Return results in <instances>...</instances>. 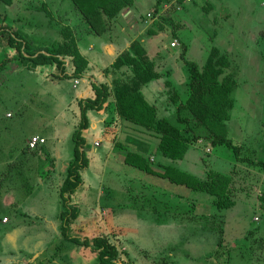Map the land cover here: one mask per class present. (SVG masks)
I'll return each mask as SVG.
<instances>
[{
  "label": "rangeland",
  "instance_id": "1",
  "mask_svg": "<svg viewBox=\"0 0 264 264\" xmlns=\"http://www.w3.org/2000/svg\"><path fill=\"white\" fill-rule=\"evenodd\" d=\"M156 3L114 0L88 19L75 0H0V25L37 47L57 41L66 51L76 49L85 68L79 79L61 78L55 65L33 69L13 61L0 73V264H98L91 241L99 234L115 242L116 264H264V167L239 161L225 145L204 138L192 143L178 161L182 169L202 178L229 174L224 190L236 205L217 208L214 195L169 181L157 152L159 121L179 125L176 104L188 96L183 57L203 65L216 46L237 68L227 137L241 156L264 161V15L248 0ZM101 82L111 92L102 109L86 110L88 165L69 201L78 215L64 230L59 190L74 157L79 102L93 97V84ZM132 92L155 107L148 124L119 113L116 102L121 107ZM34 135L44 145L30 148ZM161 189L170 212L147 199L157 205L155 215L143 207L142 193ZM195 214L197 222L190 220ZM152 219L162 228L148 226ZM168 220L176 225H165ZM218 242L217 255L229 253L217 258Z\"/></svg>",
  "mask_w": 264,
  "mask_h": 264
},
{
  "label": "trees",
  "instance_id": "2",
  "mask_svg": "<svg viewBox=\"0 0 264 264\" xmlns=\"http://www.w3.org/2000/svg\"><path fill=\"white\" fill-rule=\"evenodd\" d=\"M75 2L81 4L88 19H94L100 13L101 8L103 10L110 9L109 5L114 4V0H75ZM160 3L161 0H157L156 5L158 6ZM93 26L97 27L94 24ZM97 30L101 32L100 29ZM0 44L2 45V51L5 49L0 54V73L14 61L15 63L18 62L19 66H29L33 69L46 64L55 65L56 71L53 74L61 78L79 79L84 76L85 68L80 54L76 49L66 51L62 44L57 41L50 44V46L37 47L12 26L1 24ZM183 56L181 54V57ZM183 61L189 72V89L187 98L176 104V121L179 125L166 117L159 121L158 130L162 131V135L157 152L166 160V162L163 160L165 169L162 174L176 183L186 185L190 189L202 190L214 195L213 203L216 204L217 208H231L236 205V202L225 194L224 181L227 182V179L224 177L229 178L228 173L212 171L207 173L206 178L196 177L190 175L188 171H185L186 169H182L178 161L184 159L192 143L204 138L214 146L225 145L230 148L239 161H248L251 164L264 167L263 160L241 156L240 146L235 144L226 134L225 121L229 118V112L235 101L234 91L237 82L234 73L237 68L227 53L222 52L216 46L209 51L203 65L184 57ZM69 69L71 70L69 71ZM2 81L0 79V85ZM93 89V97L85 98L79 102L81 120L73 132L74 157L67 167L66 176L59 190L63 205L60 217L64 230H66L71 220L78 215L77 208L70 206L69 201L71 194L81 184V170L88 165V158L85 153L86 138L83 135V130L88 126L86 110L88 108L102 109L111 92L105 82L94 83ZM134 94L132 92L124 95V98H121V107L119 102H116L119 113L130 121L148 124V118L150 119V114L155 110V107L142 98L135 99L140 96L135 97ZM130 157L127 160L131 162L129 165H135V162L130 161ZM15 164H10L9 169H12ZM152 170L154 171V169ZM208 171L210 170L207 169L205 174ZM210 175L212 177L208 178ZM249 232L251 233V231ZM218 243L213 253L217 258L225 252L229 253V248H227L218 256L216 250L222 242ZM91 245L92 249L98 253V264H116L120 261V251L113 239L107 234H99L93 237ZM237 245H240V243L237 242Z\"/></svg>",
  "mask_w": 264,
  "mask_h": 264
},
{
  "label": "crops",
  "instance_id": "3",
  "mask_svg": "<svg viewBox=\"0 0 264 264\" xmlns=\"http://www.w3.org/2000/svg\"><path fill=\"white\" fill-rule=\"evenodd\" d=\"M252 1V2H251ZM260 1L261 0H248V4L250 5V6H252L253 8H255V10L256 9H258V13H259V15L260 16H262V15H264V6H262V2L260 3ZM257 20V18H254V20ZM255 20V21H256ZM31 134H34V132H31L30 133V135ZM95 141H96V139H95ZM95 141H94V143H95ZM40 145H42V144H40ZM44 145V144H43ZM156 171H158V172H161L162 171V169H161V171L160 170H156ZM163 172V171H162ZM169 178V177H168ZM169 181H171V182H174V181H172L170 178H169ZM174 183H176V182H174ZM147 184H149L148 183V181H146V182H143V187H146V185ZM178 185H184V184H181V183H177ZM153 186H155V184H153ZM186 186V185H185ZM187 187V186H186ZM137 189H139V188H137ZM164 189H161L160 191H157L156 193L154 192V191H149V193H142V199H143V201L145 202L144 204H143V207H145V208H149V209H151V210H153L154 211V214L156 215L157 214V212H158V210H157V205H155L153 202H150V201H148V200H150V198H152L157 204H159V205H161V206H164V213H168V212H170V209L168 208L169 207V204L168 203H170V201L168 200V196L167 197H164L165 198V200L163 199V197H161L160 195H161V192L163 191ZM169 191H173L174 193H182V192H180L179 190H176L175 188H173L172 187V189L171 190H169ZM167 192V191H166ZM152 195V196H151ZM144 196H145V200H144ZM148 199V200H147ZM167 200V201H166ZM146 201H148L147 203H146ZM175 202H177V199H176V196H175V200H174ZM178 203H180V202H178ZM154 204V205H153ZM134 208L136 209V206L134 205ZM161 211H163V209L161 208ZM131 214H133L134 215V220H136L138 223L141 221L138 217H135V214L132 212ZM139 215V214H138ZM173 220H175V219H173ZM190 220H192V221H196L197 222V217H195V218H192V219H190ZM129 222V221H128ZM152 222H153V224H150V223H148V226L150 225L151 227H156V229H161L162 228V226L161 227H158V225L159 224H157L158 222H156V221H154L153 219H152ZM120 223H121V221H120ZM122 225V224H121ZM165 225H171V226H174V225H176L174 222H172V221H167L166 222V224ZM123 227V226H122ZM122 227L120 228L121 230H122ZM184 227H185V225H184ZM125 226L123 227V230H125ZM191 230V229H190ZM194 230H197V226H194ZM159 238V237H158ZM160 239V238H159Z\"/></svg>",
  "mask_w": 264,
  "mask_h": 264
},
{
  "label": "built area",
  "instance_id": "4",
  "mask_svg": "<svg viewBox=\"0 0 264 264\" xmlns=\"http://www.w3.org/2000/svg\"><path fill=\"white\" fill-rule=\"evenodd\" d=\"M262 4L264 5V1L262 2ZM175 44H176L175 42L172 43L173 46H174ZM44 142H45V139H44V138H42V137H40V136H38V135H34V136H32V137L29 139V141H28V146H29L30 148H35L37 145H39V144H41V143H44ZM95 144L98 145V142H96ZM5 220H7V219L5 218Z\"/></svg>",
  "mask_w": 264,
  "mask_h": 264
}]
</instances>
